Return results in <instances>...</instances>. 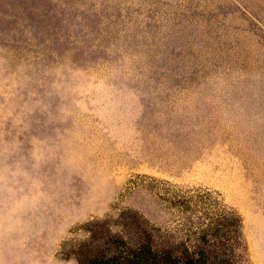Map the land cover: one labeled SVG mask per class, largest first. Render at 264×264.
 <instances>
[{
	"label": "rangeland",
	"instance_id": "rangeland-1",
	"mask_svg": "<svg viewBox=\"0 0 264 264\" xmlns=\"http://www.w3.org/2000/svg\"><path fill=\"white\" fill-rule=\"evenodd\" d=\"M211 206L264 264V0H0V264H79L128 214L210 258Z\"/></svg>",
	"mask_w": 264,
	"mask_h": 264
},
{
	"label": "trees",
	"instance_id": "trees-1",
	"mask_svg": "<svg viewBox=\"0 0 264 264\" xmlns=\"http://www.w3.org/2000/svg\"><path fill=\"white\" fill-rule=\"evenodd\" d=\"M197 195L200 198L208 196L206 193ZM192 196H183L178 204L189 210ZM124 222V226H128L127 234H124L128 241L108 236L104 239L105 250L91 249L87 243L80 252L79 264H233L232 259L226 258V250H230V246L232 249L238 241V221L228 219V214L219 208L211 206V209H205L200 220L188 229L198 235L201 244H212L220 250V254L212 253L210 258L199 245L191 249L181 242L182 249L159 248L153 241L152 233L144 226L146 223H140L130 214L124 216Z\"/></svg>",
	"mask_w": 264,
	"mask_h": 264
}]
</instances>
